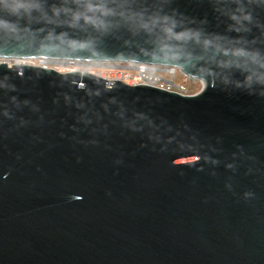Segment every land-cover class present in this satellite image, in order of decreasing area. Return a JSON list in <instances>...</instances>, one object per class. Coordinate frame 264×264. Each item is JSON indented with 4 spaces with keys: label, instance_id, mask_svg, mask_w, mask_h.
<instances>
[{
    "label": "water",
    "instance_id": "1",
    "mask_svg": "<svg viewBox=\"0 0 264 264\" xmlns=\"http://www.w3.org/2000/svg\"><path fill=\"white\" fill-rule=\"evenodd\" d=\"M7 2L1 58L202 88L0 62V264H264V0Z\"/></svg>",
    "mask_w": 264,
    "mask_h": 264
},
{
    "label": "built area",
    "instance_id": "2",
    "mask_svg": "<svg viewBox=\"0 0 264 264\" xmlns=\"http://www.w3.org/2000/svg\"><path fill=\"white\" fill-rule=\"evenodd\" d=\"M80 62L83 61L64 60V62L61 63H52L53 65L51 66H48L47 63H44V65L41 66L53 68L59 72H66L78 70V68H76V65ZM95 63H97V65H108L107 63L109 62ZM123 64V66L112 65L113 68L111 69L113 71V74L109 81L121 80L130 85L148 84L184 95L193 94L190 93V89L185 84V81H176L177 73L179 71L176 67L134 62H123ZM164 74H169L170 77L167 78L164 76ZM181 74L184 76V80L188 77L183 73Z\"/></svg>",
    "mask_w": 264,
    "mask_h": 264
},
{
    "label": "rangeland",
    "instance_id": "3",
    "mask_svg": "<svg viewBox=\"0 0 264 264\" xmlns=\"http://www.w3.org/2000/svg\"><path fill=\"white\" fill-rule=\"evenodd\" d=\"M40 60L42 59H38V58H28V59H11V58H1L0 57V62H6L7 64H30V65H44V63L40 62ZM47 60V65L48 66H51L53 65L52 63H48L49 60H52V59H45ZM91 63V62H90ZM95 62H92V64H77L76 65V68L78 69H85L86 71H90L94 74H97L103 78H106V79H110L111 76H112V69L113 66L112 65H118V66H123L124 64L123 63H107L108 65H96L94 64ZM165 77H170L169 74H164ZM185 81V84L187 85V87L190 89V93H197L198 91H200V89L202 88V82L198 79H195V78H190V77H187L185 80H184V76L178 71L177 73V78H176V81Z\"/></svg>",
    "mask_w": 264,
    "mask_h": 264
},
{
    "label": "clouds",
    "instance_id": "4",
    "mask_svg": "<svg viewBox=\"0 0 264 264\" xmlns=\"http://www.w3.org/2000/svg\"><path fill=\"white\" fill-rule=\"evenodd\" d=\"M0 4L5 5L6 8H8L11 12L15 13L18 9L19 5L15 3H8L7 0H0ZM0 23H6L2 19H0Z\"/></svg>",
    "mask_w": 264,
    "mask_h": 264
},
{
    "label": "bare ground",
    "instance_id": "5",
    "mask_svg": "<svg viewBox=\"0 0 264 264\" xmlns=\"http://www.w3.org/2000/svg\"><path fill=\"white\" fill-rule=\"evenodd\" d=\"M40 62H42V63H46L47 60L42 59V60H40ZM61 62H64V60H56V59H52V60H49L48 63H61ZM80 64H85V65L90 64V65H91L92 62L90 63V62L83 61V62H80ZM94 64L97 65V63H94ZM8 65H11V64H8ZM19 65H22V64H19ZM92 65H93V64H92ZM78 70H80V71H86L85 69H78ZM88 72H91V70H90V71L88 70Z\"/></svg>",
    "mask_w": 264,
    "mask_h": 264
},
{
    "label": "snow or ice",
    "instance_id": "6",
    "mask_svg": "<svg viewBox=\"0 0 264 264\" xmlns=\"http://www.w3.org/2000/svg\"><path fill=\"white\" fill-rule=\"evenodd\" d=\"M4 7H5V5H4Z\"/></svg>",
    "mask_w": 264,
    "mask_h": 264
}]
</instances>
